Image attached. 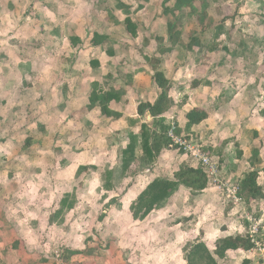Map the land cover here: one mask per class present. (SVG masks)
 I'll list each match as a JSON object with an SVG mask.
<instances>
[{
	"label": "rangeland",
	"instance_id": "obj_1",
	"mask_svg": "<svg viewBox=\"0 0 264 264\" xmlns=\"http://www.w3.org/2000/svg\"><path fill=\"white\" fill-rule=\"evenodd\" d=\"M176 4L177 0H0V212L20 230L19 241L30 248V255L48 256L54 264H77L72 260L82 255L92 257L89 264H110L117 254L125 261L133 258L134 264H160L165 254L178 251L179 231L188 230L190 218L197 216L209 227L223 219L251 171L254 149L264 157V137L258 140L254 131L258 113L264 111L263 4L207 0L212 22L191 49L187 44L190 33L200 31L203 3L199 0L195 10ZM127 18L137 24V41L126 32ZM172 30L180 33L181 41L171 53L159 55L157 38H164L161 46L171 47L167 39ZM98 31L113 35L107 41L116 48L112 61L87 53ZM157 54L164 62L161 66L154 62ZM99 58L101 64L92 65ZM128 67L136 68L133 76L148 73L151 89L145 96L153 98L161 91L151 73H166L172 107L161 120L169 127L171 144L144 169V155L138 150L137 161L123 174L122 152L130 135L140 136L143 125L153 126L148 115H138L139 103H144L140 90L126 85L125 75H119L127 74ZM181 68L185 74L178 77ZM95 83L105 92L116 84L125 96L129 93L130 100L119 95L123 102L115 107L126 116L121 123L98 109L88 111ZM195 108L208 111L209 118L188 129L186 116ZM252 117L256 122L250 123ZM203 157L212 167L204 165ZM236 161H242L245 172L233 174ZM184 165L202 168L209 177L208 189L195 194L179 187L144 220L133 219L130 206L145 186L156 178L172 179ZM66 197L74 208L56 218ZM242 202L241 198L238 204ZM194 212L197 215L188 219L182 215ZM182 219V229H176ZM71 252L79 254L66 260ZM95 258L100 263H94Z\"/></svg>",
	"mask_w": 264,
	"mask_h": 264
},
{
	"label": "trees",
	"instance_id": "obj_2",
	"mask_svg": "<svg viewBox=\"0 0 264 264\" xmlns=\"http://www.w3.org/2000/svg\"><path fill=\"white\" fill-rule=\"evenodd\" d=\"M118 3L121 0H116ZM199 0H177L176 6L178 8H195V4ZM202 7H200V16L198 19L197 28H200L198 32L196 29L192 31L191 42L187 44L188 49H191L195 43L198 42L199 36L206 33L211 25V18H209L207 10V0H200ZM258 5L263 4L261 8L262 23H264V1L256 0ZM198 11V10H197ZM227 19H223L221 23H225ZM126 32L133 36L134 38L138 35L137 24L133 22L132 19H126ZM173 26V25H172ZM173 29V27H172ZM180 35V33H179ZM178 34H175L174 30L168 35V43L171 47L161 46L164 38H157L160 43L159 53H171L173 46L178 45L181 38ZM109 38L105 35L99 34V32L93 33V38L90 43L94 47H102L106 49L109 46L107 42ZM184 44V43H183ZM111 48V46H109ZM107 48V49H109ZM166 49V50H165ZM214 52V48L211 49ZM108 54L113 55L112 49L108 50ZM154 62L157 65H161V60L155 58ZM92 65L99 66V62L92 60ZM155 85L160 89V94L158 99L154 104L140 102L137 108L138 115L144 117L148 115L153 120V126L148 128L147 125H143L140 130V136L131 134L129 140L126 144L125 149H123V161H122V172L127 174L130 172L132 163L137 161V151L141 150L144 158L143 162L140 164V169L149 167L151 163L158 159L161 155L163 149L171 144V140L168 138L169 127L166 126L161 118L168 113L172 107V101L170 97V81L166 78L165 74L160 70L156 69L153 76ZM101 84H93V90L89 98V104L87 106L88 111L92 112L96 109L99 113L109 119L118 121L123 117V114L113 111L110 109V104L115 102L118 103L121 100L120 94L116 90H110L105 92V90L100 86ZM209 118V112L202 108H195L191 110L187 116V128L191 129L194 126L200 125L202 122ZM177 134H181V131H177ZM27 148V146H25ZM239 159H242V152L238 154ZM259 149H254L253 157L251 159V171L247 173L239 186L238 196L244 200V202L249 207V211L253 214H257L259 217L261 215L259 209L257 210L258 203L260 201L264 202V187L259 185L258 180L262 175L264 177V167L258 171V165L261 163ZM209 186L208 174L202 168H193L188 165L182 166L177 172L174 173L172 179L166 178H156L150 184H148L144 190H142L136 199L132 202L130 209L132 211V217L135 220H144L148 215H150L155 210L163 206V204L168 200L174 191L179 187H183L191 191L192 193L198 194L207 190ZM112 203H117L116 200H112ZM74 208V203L70 202V197L64 198L61 202L60 210L56 212V218L64 215V213L72 210ZM256 216V215H255ZM254 248V244L250 239L241 236L227 237L219 239L216 242V249L214 251L209 250V248L203 243L198 242L192 245L186 252L187 264H219V260L223 259L229 250H251ZM74 255L73 252L69 253L70 256Z\"/></svg>",
	"mask_w": 264,
	"mask_h": 264
},
{
	"label": "crops",
	"instance_id": "obj_3",
	"mask_svg": "<svg viewBox=\"0 0 264 264\" xmlns=\"http://www.w3.org/2000/svg\"><path fill=\"white\" fill-rule=\"evenodd\" d=\"M144 25L146 26L145 23H144ZM99 34L105 35L107 37L111 36L113 38L112 34H105L103 32H99ZM137 36H139V33ZM132 38L135 39L134 37H132ZM139 38L140 37H137L136 40H134V41L139 40ZM89 47L90 48L87 49V51L88 50L92 51L91 53H92L93 57L98 56L101 58V57L105 56L110 61H112L115 58L114 56H115L116 48H114V49L109 48V49H113V51H112L113 55L110 56L108 54L109 49H103L102 47H94L92 44H89ZM87 53H89V51ZM158 54L160 55V53H158ZM158 54L155 55V58H157V59L161 58V56H159ZM100 58H99V64H101ZM95 59H97V58H95ZM163 63L164 62L162 61V58H161V64H163ZM130 68H131V70L127 74H123L122 72H120L119 75H121V78L123 77V75H125V77H124L125 81L124 82L126 83V85H128L132 88L136 87V89L140 90V92H141L140 93L141 94L140 99L144 100V103L154 104L156 102V100L158 99V96H159L157 93H155L154 98H153V96H145V95L149 94L148 89H151L150 85H149L150 83H147L148 82L147 79L149 78L148 73H146V71L143 73L137 72L136 76H133V73L137 70L135 67H133V68L128 67V69H130ZM141 69H142V71L147 69V71L151 72V70L149 68H147L146 66H145V69L140 68L139 70H141ZM160 71L164 72L162 70H160ZM184 72L185 71H183V69L181 68L178 71L177 76L183 77V75L185 74ZM164 74L166 76L165 72H164ZM116 76L117 75H115V77ZM153 76H154V73L152 72L151 77H153ZM151 77H150V79H151ZM143 82H144L145 87L147 85L146 88L144 86H142L141 83H143ZM148 85H149V87H148ZM261 86H263V84L258 83V87L261 88ZM114 88L120 95L124 96L125 99L127 98V100H130V97L128 96L129 93L126 95L127 97L125 96L126 92H124L123 87L116 86V84H115ZM207 89H209V88H207ZM126 91L128 92L129 90L126 88ZM120 102L122 103L123 99L120 100ZM117 106H120V105L118 103L113 102L112 103L113 108L111 110L119 112V113L123 114L124 117H126L124 114V111L115 109V107H117ZM180 112L183 113V109L180 110ZM95 113H97V111H95L94 114ZM263 116H264V111H261L260 113H258V128H255V130H254L255 132L258 133V140L262 139L264 137L263 136V133H264V117ZM124 117H122V118H124ZM122 118L116 122L121 123L123 120ZM251 122H256V118L252 117V119L250 120V123ZM262 142H264V140H262ZM251 157H252V155H251ZM259 160L261 163L258 165V171L264 167V157L262 154L260 155ZM247 162H248V160H247ZM235 163H236V166L233 167L234 168L233 174L234 173L241 174L243 171L245 172L242 161H236ZM249 166L251 167L250 164H249ZM258 183H259V185L264 187V177L262 175L260 176ZM133 190H134V188H133ZM203 197H204V195H203ZM210 199H214L213 196H211ZM233 204H234V207H232L228 211H226L227 217L224 214L223 219H219L221 224L218 221L217 224L214 223V227H209L208 224H207L208 225V227H207L205 222H202V221L198 222L197 216H194L195 217V218L193 217L194 219L190 218L188 220V222L192 221V220L193 221H192V224L190 227L188 226V228H185L188 230L179 231L181 233V238H180V246H179L178 251L172 255L171 254H169V255L165 254L164 255L165 260L163 262H160V264H165V261L168 264H187L185 248L186 247L190 248L192 245H194L198 242H203L209 248V250L214 251L216 249V242L219 239H223V238H227V237H236V236H241V237L246 238L249 223L243 218V213H244V210H247L249 212V207L247 206V204L245 202H242V204L241 203H239V204L233 203ZM258 209H259L260 213L264 212V202L263 201H260L258 203L257 210ZM206 214L207 213H204V215L208 219L209 216ZM211 214H213V213L211 212ZM182 215H185V217H187V219H188L189 218L188 216L197 215V213L194 212L192 214H182ZM177 218H178V216H177ZM8 222L9 221L7 220L4 212L3 213L0 212V264H54L55 263L48 256H40V255L35 254V253L30 255V253H29L30 248L27 246L23 247L22 246L23 243H21L19 241L21 234H17V231H20V230H18L14 224H10V222L9 223ZM181 222H185V221H183V219L181 221L178 220L177 225L175 226L176 229H182L183 226H182ZM194 223H195V225H194ZM185 227H187V226H185ZM201 231H203V233H204V234L202 233L203 236L201 234ZM73 253H74V255L79 254V253L75 254V252H73ZM74 255H71L69 260H71V257H73ZM88 258H92V257H87V256L82 255L78 258H75L72 261L74 263H77V264H89ZM43 259H45V260H43ZM125 259H126L125 256L117 254L116 257L110 258V264H134L133 258L129 261H125ZM95 262L100 263L99 258L98 259L95 258L94 263ZM219 264H264V262L262 261L261 256H260V252L258 250L251 249V250L246 251V250L239 249V250L227 251L225 257L223 259L219 260Z\"/></svg>",
	"mask_w": 264,
	"mask_h": 264
},
{
	"label": "built area",
	"instance_id": "obj_4",
	"mask_svg": "<svg viewBox=\"0 0 264 264\" xmlns=\"http://www.w3.org/2000/svg\"><path fill=\"white\" fill-rule=\"evenodd\" d=\"M171 138L174 143L181 145V142L175 139L173 135L171 136ZM201 160L203 161L205 166L212 167L211 160H209L208 158L203 157L201 158ZM233 198L237 201L236 202L233 199L235 204H238L239 201L241 202V198H239L237 195L234 194ZM243 217L249 223L246 237L250 239L254 244L253 249L260 252L261 259L264 262V212H262L259 217H256L255 214H251L247 210H244Z\"/></svg>",
	"mask_w": 264,
	"mask_h": 264
}]
</instances>
